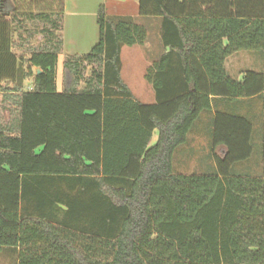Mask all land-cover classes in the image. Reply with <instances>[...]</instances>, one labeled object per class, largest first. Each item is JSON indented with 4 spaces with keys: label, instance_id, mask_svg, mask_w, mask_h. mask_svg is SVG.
I'll use <instances>...</instances> for the list:
<instances>
[{
    "label": "trees",
    "instance_id": "1",
    "mask_svg": "<svg viewBox=\"0 0 264 264\" xmlns=\"http://www.w3.org/2000/svg\"><path fill=\"white\" fill-rule=\"evenodd\" d=\"M133 1L140 17L162 20L166 51L144 77L154 105L121 79V49L147 38L131 18L101 5L98 42L66 56L58 90L63 0H0V81L15 79L0 93L18 112L17 135L0 128V249H18V264H264V72L237 81L225 70L237 52L264 59V0ZM6 18L45 23L48 47L26 59L32 74L19 77ZM80 62L100 69L82 91ZM254 98L260 175L232 173L251 157L252 123L223 112L210 121L214 171L173 173L174 151L212 99Z\"/></svg>",
    "mask_w": 264,
    "mask_h": 264
},
{
    "label": "rangeland",
    "instance_id": "2",
    "mask_svg": "<svg viewBox=\"0 0 264 264\" xmlns=\"http://www.w3.org/2000/svg\"><path fill=\"white\" fill-rule=\"evenodd\" d=\"M115 9L111 10V13H115ZM7 29L12 30L11 42L13 43L12 53L16 57V66L19 69V77L22 74L31 73L28 65L26 64V59L33 53L37 51H42L43 48L48 47L45 40H43V34L40 32L42 28L33 27L30 25L17 26L13 23V26L9 25V19L6 18ZM45 36V35H44ZM140 46L125 47L121 55L122 59V70L121 76L123 80L129 85L132 92L138 93V90L143 86L148 87L144 78L142 77L140 57ZM79 55L86 54L88 51H83L78 49ZM65 53V52H64ZM74 54V53H72ZM76 54V53H75ZM66 56H63L61 52L58 55V65H57V76H56V86L60 90L62 81L64 79L63 63L66 61ZM230 65L231 72H244L247 70H260L264 72V59L259 60L255 58V54L251 52H243L238 55L236 59H231L228 62ZM79 72L81 74V81L79 84V90H83L85 83L90 80L92 73H99L100 69L94 65H88L85 62L79 63ZM13 78V77H12ZM15 80V79H14ZM13 81H0V85L3 89L11 87L14 83ZM17 81V80H16ZM27 84V81L25 82ZM24 84V85H25ZM151 95L153 97V91L150 88ZM2 96V94H0ZM136 96V95H135ZM136 100L142 103L147 101H142L140 97H135ZM1 100V99H0ZM261 100L240 102L236 105L237 114H242L249 118L252 123V133H251V147L252 154L251 157L241 163L235 164L232 168V173L241 174L246 176L255 177L260 175L261 171ZM232 112V111H231ZM5 118V114H2ZM211 117L209 111H203L200 113L198 118L195 120L190 134L188 133L186 138L188 142L179 146L177 152L178 161L175 160L173 167L174 172L182 175H199L211 173L215 169V163L213 161L212 152L210 150L211 139L209 137V123L208 118ZM222 147L216 148L213 153L220 156L222 153ZM15 251L12 248H1L0 249V264H16Z\"/></svg>",
    "mask_w": 264,
    "mask_h": 264
},
{
    "label": "crops",
    "instance_id": "3",
    "mask_svg": "<svg viewBox=\"0 0 264 264\" xmlns=\"http://www.w3.org/2000/svg\"><path fill=\"white\" fill-rule=\"evenodd\" d=\"M64 2V9H63V20H62V37H63V46L61 50V54L63 56H69V55H79L77 53L78 49H82L83 51H90V49L98 42L99 37V29L97 25V12L101 5H104L106 14L109 17H129L133 20L134 23L142 26L145 28L146 31V41L145 43L140 46L141 51L138 54L140 57V65H141V71L142 77H145V73L149 67L152 66L153 63L157 62L159 58L165 53V49L162 46L161 43V25L162 20L160 18H145L140 17L138 15V5L137 1L133 0H63ZM115 9V13H111L112 9ZM37 24V25H36ZM35 26H45L44 22H37ZM224 44H226V41H223ZM125 47L121 49L120 53V59L121 55L123 53ZM65 52V53H64ZM87 52V53H88ZM74 53V54H72ZM76 53V54H75ZM243 52H237L231 56H229L225 60V70L227 74L237 81H240L243 77V72H231L230 71V65H228L229 60L236 59L238 55L242 54ZM254 53V52H251ZM255 58L259 60H263L262 57L258 53H254ZM121 70H122V59H121ZM255 72H262L260 70H255ZM122 81L127 86V88L130 90L133 98L135 101L142 105H154L156 103L155 101V94L154 91L149 83H147L148 87H142L138 90V93L132 92L129 85L123 80L121 76ZM150 88L153 91V97L150 92ZM1 94V93H0ZM138 94V97L142 99V101H147L146 103L139 102L136 100V96ZM136 95V96H135ZM0 128L5 127L11 134L17 135L18 129L16 128V125H14L18 119V112L12 104L8 101L2 100V96L0 95ZM256 100H232L231 102L222 100V99H212L211 100V109L209 110L211 117L208 118L209 123V137L211 139V118L215 114V112H223V113H232L235 115H241L237 114L236 112V105L240 104V102H247V101H254ZM11 110V111H10ZM232 111V112H231ZM6 115L5 118H3L2 114ZM261 119V118H260ZM11 125H13V128H10ZM11 129V130H9ZM8 132V133H9ZM190 132V131H189ZM190 134V133H189ZM188 138V137H187ZM186 138L185 144L188 142V139ZM158 139V133L157 131H154L151 138L150 145L153 146L157 142ZM210 150L212 151V145L210 144ZM179 147L176 148V150L173 153L172 157V170L174 174H178L174 172L173 164L175 160L178 161L177 158V152ZM179 162V161H178ZM15 251V255L17 254V257L15 259L16 264H18V252L19 250L16 248H12Z\"/></svg>",
    "mask_w": 264,
    "mask_h": 264
},
{
    "label": "water",
    "instance_id": "4",
    "mask_svg": "<svg viewBox=\"0 0 264 264\" xmlns=\"http://www.w3.org/2000/svg\"><path fill=\"white\" fill-rule=\"evenodd\" d=\"M36 73H37V74H39V73H40L39 69H36Z\"/></svg>",
    "mask_w": 264,
    "mask_h": 264
}]
</instances>
